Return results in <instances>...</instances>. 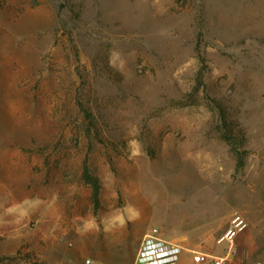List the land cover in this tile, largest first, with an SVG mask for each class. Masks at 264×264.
<instances>
[{"label": "rangeland", "instance_id": "374dc122", "mask_svg": "<svg viewBox=\"0 0 264 264\" xmlns=\"http://www.w3.org/2000/svg\"><path fill=\"white\" fill-rule=\"evenodd\" d=\"M234 213L264 264V0H0V264H131L154 226L193 264Z\"/></svg>", "mask_w": 264, "mask_h": 264}, {"label": "built area", "instance_id": "2783aa9c", "mask_svg": "<svg viewBox=\"0 0 264 264\" xmlns=\"http://www.w3.org/2000/svg\"><path fill=\"white\" fill-rule=\"evenodd\" d=\"M247 223L239 213L230 216L226 229L216 239L220 250L211 254L202 250L188 249L193 264H228L236 254V238ZM183 246L164 238L157 227H151L141 237L133 264H178ZM83 264H93L86 258Z\"/></svg>", "mask_w": 264, "mask_h": 264}, {"label": "trees", "instance_id": "16d2710c", "mask_svg": "<svg viewBox=\"0 0 264 264\" xmlns=\"http://www.w3.org/2000/svg\"><path fill=\"white\" fill-rule=\"evenodd\" d=\"M238 153V152H237ZM238 163L240 165L241 163V157L240 154H238ZM83 178L87 183H89L92 187V200L94 202V205L97 206L98 204V195H99V183L97 179L91 175L86 167V165L83 168Z\"/></svg>", "mask_w": 264, "mask_h": 264}, {"label": "crops", "instance_id": "0c3cea01", "mask_svg": "<svg viewBox=\"0 0 264 264\" xmlns=\"http://www.w3.org/2000/svg\"><path fill=\"white\" fill-rule=\"evenodd\" d=\"M136 254V253H135ZM86 258H88V257H85L84 259H83V261H82V264H83V262H84V260L86 259ZM134 258H135V256H134ZM97 260V259H96ZM93 261V264H103L101 261H99V260H97V262L96 261H94V260H92ZM133 262H134V259H133V261H132V263L131 264H133Z\"/></svg>", "mask_w": 264, "mask_h": 264}]
</instances>
